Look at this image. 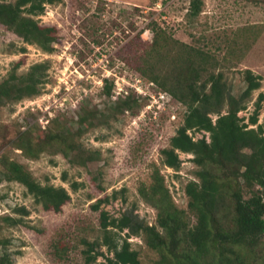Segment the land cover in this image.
<instances>
[{
    "label": "rangeland",
    "instance_id": "374dc122",
    "mask_svg": "<svg viewBox=\"0 0 264 264\" xmlns=\"http://www.w3.org/2000/svg\"><path fill=\"white\" fill-rule=\"evenodd\" d=\"M190 4L191 0H61L49 4L39 18L42 24L58 28L53 52L25 42L0 23V82L18 61H22L20 74L38 62L48 65L40 94L0 105V257L8 255L11 263L7 264L106 261V256L114 254L103 247L105 255L87 263L83 239L102 237L103 210L115 217L134 211L141 220L155 224L158 209L141 189L151 184L156 169L175 204L195 221L186 193V185L197 178L199 169L194 155L177 148L183 162L176 170L164 164L162 154L163 148L172 146L187 106L139 68L167 74L176 52L184 54L187 45L193 46L211 55L203 78L214 71L224 72L236 95L246 88L243 70L251 68L263 79L247 108L239 113L249 122L264 92V0H204L202 12L195 17L189 15ZM156 30L164 35L160 55L150 49ZM139 32L141 39L136 38ZM107 79L113 84L112 96L104 92ZM127 93L136 96L140 105L134 111L110 114L118 98ZM82 107L109 114L102 121L95 120L96 124L85 125L82 136L76 137L89 152H99L98 159L87 165L74 164L63 152L53 151L31 158L17 147L19 134L28 128L42 137L50 128L65 124L77 129ZM212 116L217 118V114ZM263 118L264 101L260 121ZM204 135L210 139L205 132L195 133V138ZM5 158L24 164L43 184L65 186L71 199L60 211L43 208L24 184L4 177L1 161ZM107 196L110 199L95 208ZM22 206L27 213L18 211ZM6 217L19 222L12 224ZM129 240L144 264H161L160 253L148 245L144 234Z\"/></svg>",
    "mask_w": 264,
    "mask_h": 264
},
{
    "label": "trees",
    "instance_id": "16d2710c",
    "mask_svg": "<svg viewBox=\"0 0 264 264\" xmlns=\"http://www.w3.org/2000/svg\"><path fill=\"white\" fill-rule=\"evenodd\" d=\"M60 1L0 2V23L25 42L53 52L59 39L58 28L42 24L39 16L46 12L49 4ZM203 4L204 0H191L189 15L198 16ZM141 35L137 33L136 38L141 39ZM163 36L161 30H156L155 41L150 47L152 53H162ZM183 51L184 54L176 52L173 67L167 74L157 69L151 73L147 69L139 70L150 74L187 106L184 122L173 137L172 146L163 148L162 154L164 164L176 170L183 162L177 148L194 155L199 169L197 178L186 185V193L196 219L191 222L185 210L175 204L164 177L156 169L151 184L141 189L146 200L158 209L156 223L150 225L134 211L115 217L103 210L102 237L83 239L87 246L83 250L87 263L97 262L99 256L105 255L102 248L106 247L114 255L106 256V261L99 264H144L129 240L132 235L144 234L148 245L160 253L161 264H264V118L260 121L264 92H260L249 122L239 114L247 108L253 92L261 88L263 77L251 68L244 69L246 88L236 95L224 72L214 71L203 78L205 62L211 57L208 52L188 45ZM21 65L22 61H18L9 76L0 82V105L41 93L48 65L38 62L28 72L20 74ZM112 89L113 84L107 79L105 94L112 96ZM139 105V99L127 93L118 98L109 113L117 116L126 110L134 111ZM213 114H217L215 120ZM107 116L106 111L98 108L82 107L77 129L72 130L65 124L50 128L42 137L28 128L19 134L16 145L31 158H38L45 151L63 152L74 164L87 165L98 159L100 153L89 152L76 137L82 136L85 125L96 124L95 120L102 121ZM197 132L210 133V139L206 135L195 138ZM1 164L4 177L24 184L43 208L60 211L71 199L65 186L41 183L19 161L5 158ZM117 193L115 191L113 196ZM109 199L110 196L100 199L94 204L95 208ZM18 211L28 212L24 206ZM6 219L12 224L19 222L12 217ZM7 263H11L8 255L0 257V264Z\"/></svg>",
    "mask_w": 264,
    "mask_h": 264
}]
</instances>
